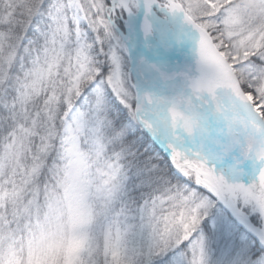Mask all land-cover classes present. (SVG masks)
Wrapping results in <instances>:
<instances>
[{
    "label": "snow or ice",
    "instance_id": "obj_1",
    "mask_svg": "<svg viewBox=\"0 0 264 264\" xmlns=\"http://www.w3.org/2000/svg\"><path fill=\"white\" fill-rule=\"evenodd\" d=\"M134 124L187 181L138 213ZM217 205L244 234L212 261ZM181 245L183 264H264V0H0V264H154Z\"/></svg>",
    "mask_w": 264,
    "mask_h": 264
},
{
    "label": "trees",
    "instance_id": "obj_2",
    "mask_svg": "<svg viewBox=\"0 0 264 264\" xmlns=\"http://www.w3.org/2000/svg\"><path fill=\"white\" fill-rule=\"evenodd\" d=\"M125 116H127V113H125ZM134 133V136H129L126 142L136 155L134 157H124L122 160L126 173L122 203L125 207L131 209L133 213H138L145 201L158 195L166 187H184L187 186V181L174 169L142 127L134 124ZM129 160L132 162L129 163ZM147 162H151L156 166V174L151 180L147 178L146 173L139 171ZM236 230L238 234H244L240 228L236 227ZM206 231L208 232L207 229ZM154 264H174V262L171 254H167L162 259L155 260Z\"/></svg>",
    "mask_w": 264,
    "mask_h": 264
},
{
    "label": "rangeland",
    "instance_id": "obj_3",
    "mask_svg": "<svg viewBox=\"0 0 264 264\" xmlns=\"http://www.w3.org/2000/svg\"><path fill=\"white\" fill-rule=\"evenodd\" d=\"M180 44L183 47L182 49L184 51H186V49L184 48L183 43L181 41H180ZM179 54H180L181 58L185 57L181 54L180 51H179ZM125 185H126V182H125ZM124 188H125V186H124ZM145 202H144V204H145ZM206 229L208 230V232L206 231ZM200 231L206 236V238L210 242V249H211L210 259L212 261H216V260H219L221 258H226L224 256V254L226 252H229V245L230 244L233 246V251L235 250V247L240 246L239 238L241 235L238 234V232L236 230V226L227 217V215L225 214V212L221 209V207L219 205H217V207L213 208L210 211L209 217L205 218V220L201 222ZM183 247H184V245H181L180 248H177V249L168 253V254H171V257H172L174 264H182L183 263V260H182L181 255H180L181 249ZM229 254H231V253H229Z\"/></svg>",
    "mask_w": 264,
    "mask_h": 264
},
{
    "label": "water",
    "instance_id": "obj_4",
    "mask_svg": "<svg viewBox=\"0 0 264 264\" xmlns=\"http://www.w3.org/2000/svg\"><path fill=\"white\" fill-rule=\"evenodd\" d=\"M186 67H190V65L188 63H186L185 61L181 60L179 61V68H186ZM169 72L175 73L178 70V65H177V61L176 60H172L170 65L167 66V68ZM156 143V142H155ZM156 145L158 146V148L161 150V152L163 153V155L170 161V157L169 155L156 143ZM172 164V163H171ZM221 207V209L225 212V214L227 215V217L234 223V225L238 228H240L243 232V228L236 222V220L231 216V213L224 208L222 205H219Z\"/></svg>",
    "mask_w": 264,
    "mask_h": 264
},
{
    "label": "bare ground",
    "instance_id": "obj_5",
    "mask_svg": "<svg viewBox=\"0 0 264 264\" xmlns=\"http://www.w3.org/2000/svg\"><path fill=\"white\" fill-rule=\"evenodd\" d=\"M176 29H177V32H179V30H180V27H181V25H180V21L179 20H177L176 22ZM181 42L183 43V46H184V48L186 49V57H185V61L190 65V66H192L193 64H194V61H193V57H192V48H193V43H192V37H191V35L189 34V35H187V36H185V37H182L181 38ZM180 48H182L181 47V44H179L178 46H177V51L178 50H180ZM166 71L169 73V71H168V69H166ZM157 141V140H156ZM159 142V141H158ZM162 146H163V144H162ZM164 147V146H163ZM165 148V147H164ZM167 151V150H166ZM169 154V153H168Z\"/></svg>",
    "mask_w": 264,
    "mask_h": 264
}]
</instances>
